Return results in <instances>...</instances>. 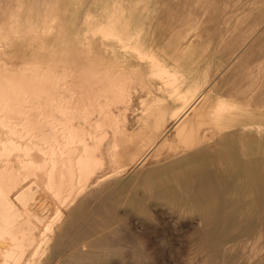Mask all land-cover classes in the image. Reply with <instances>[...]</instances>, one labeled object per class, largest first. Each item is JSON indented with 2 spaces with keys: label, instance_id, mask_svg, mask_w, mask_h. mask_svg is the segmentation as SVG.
<instances>
[{
  "label": "rangeland",
  "instance_id": "374dc122",
  "mask_svg": "<svg viewBox=\"0 0 264 264\" xmlns=\"http://www.w3.org/2000/svg\"><path fill=\"white\" fill-rule=\"evenodd\" d=\"M22 1L26 3L21 0L20 2L19 0H0V14H6V19L0 23V33L2 34L0 36V66H3L0 70L7 69L11 74L31 78L33 82L35 78L41 83L49 81L41 84L44 88L43 91L55 100V105L60 100L58 107L65 102V99L71 98L74 94L79 97L86 96L90 92L101 94L107 86V82L102 79L110 70L111 75L117 73H130L131 75L130 86L133 97L130 98L132 101L130 99L127 101L131 104L121 106L117 103L107 110L112 111L115 117L118 116V120L121 119L120 124L124 125L121 127L124 132L127 130L128 133L134 134L133 136L136 137L134 147L125 143L121 144L119 164L122 168L119 171L122 176L106 186L105 192L101 193L102 189H100L93 192V195L91 193L89 196L83 197L79 201L81 204H77V207L81 208L76 207L74 211L77 213L75 216H78L73 217L72 225L63 231H58L59 252L56 253L54 264H221V259H223L222 264H248L244 256L245 251L242 249L247 248L246 246L249 248L264 246V238L259 241L257 237V234L260 233L264 235V217L262 218L264 215L260 214L264 213L262 211L264 208V156L260 154L264 151V147L256 146V153L254 150L249 151L252 152L251 154L248 152L250 157L244 156V152L242 153L241 146L238 144L222 143L219 137L209 142L207 147H198L189 152L176 147L175 124L168 120V114H162L159 110V107L164 105L171 106V102L167 101V95L160 91V87L164 83L162 82L161 85L159 79L153 78L147 64L137 59L135 55H126L127 60L123 58L124 52L119 47L118 50L122 51L118 60L120 64H115L112 55L105 52V49L100 46V36L92 32L94 25L89 22L93 21L97 24L96 22L102 20L103 16H111L113 3L116 0ZM124 1V4L130 2L124 6L130 8L134 6L131 10L133 24L144 25L143 27L150 33V41L156 47L155 50L158 49L157 59L162 62L164 60L165 62L166 60L181 62L183 56L181 51L189 46L193 52L186 63L196 66L198 74L196 76H200L201 81L207 75H212L211 77L217 75L216 81L211 86H215L214 89L220 92L223 91L222 93L228 92L232 87H237L238 92L246 89L244 92L247 96L252 94L254 96H252V102H254L252 110H257L255 108L257 100L254 99L259 96L258 93H264V0ZM23 4L24 6H22ZM134 8L137 10L135 11ZM29 9L31 10L27 11ZM11 15L15 19H17L16 15L25 16L21 17L23 21L21 19V23H19L20 26L22 24L26 26L27 23L30 28L28 35H24L27 31L23 26V29L19 30L17 34H11L8 31L10 22L13 21ZM91 19H96V21ZM86 38L93 41L90 47L86 46L88 41ZM15 52L17 53L15 54ZM179 52L181 55L178 54ZM8 53H14L15 56L8 55ZM224 61L226 64L228 63L225 68H223ZM183 63H185L184 60ZM210 65L212 71H210ZM105 69L108 71L103 73ZM220 69L222 71L219 73ZM206 73L208 74L206 75ZM145 86L146 88L149 86V89L146 90ZM196 86H200V84ZM210 88L206 92H210ZM235 88L231 91L232 93L236 92ZM161 98L166 100H163L162 103L161 100L159 103ZM102 99L101 102L105 103V100ZM146 100L149 101L148 108L142 105ZM48 101L46 106L50 110L52 106ZM70 102V107H74L73 101ZM150 103L153 105H149ZM123 107L127 108L126 111ZM150 107H154L153 112L149 111L152 118L153 116L158 118L161 125L166 124L167 131L164 133L166 135L164 138L167 137L169 144L162 146L161 144L165 140L162 138V142L159 143L161 147L158 144L134 164L132 159L140 149L137 138L141 135H139L140 129L145 126L144 122L149 118L147 111ZM102 119V114L97 111L88 119V124L85 123L86 119L78 117H75L74 123L82 124L79 126L91 127ZM260 121L264 127V112ZM0 131L2 132V129ZM108 132L104 148L99 154L101 157L106 156L107 162L111 160L109 156L112 154L108 143L114 139L111 130ZM215 161L221 162L222 165L218 172H216ZM214 173L215 175H213ZM113 174L114 172L111 170L109 175ZM220 177L222 178L220 179ZM214 182L215 186H213ZM204 188H208L210 191ZM203 190L204 192L207 190L206 193H210V195L203 196L205 194ZM99 191L100 193H98ZM183 195L185 196L183 197ZM86 199L88 202L90 200V203H84ZM213 208L215 209L212 210ZM223 208L226 210L224 211ZM214 211H216L215 215H212ZM221 211L226 214L223 215L224 213ZM63 212L67 214L65 210ZM219 214H222L223 217L221 218ZM233 218L236 220L234 221ZM231 219L234 224L230 223L234 227L240 223H244V225L240 224L241 228L239 226L238 229L234 228L229 223ZM224 221L226 222L224 223ZM220 223L225 226L221 227ZM212 224L215 226L214 231ZM216 224L219 226L217 227ZM228 225L231 228L227 227L229 229L226 230L225 227ZM259 225H262L260 227L262 232L257 230ZM216 228L222 229V232H219V229L217 231ZM230 232H233V237ZM255 233L257 234L255 235ZM235 235H237V239ZM221 236L225 238L224 241L228 240V242L222 243ZM210 239L218 241L213 242L212 245L209 243ZM249 241H252L253 245H250ZM257 244L258 246H256ZM209 245H211L212 251L208 250V248L210 249ZM240 246L242 247L241 251L238 250ZM203 247L207 250L204 251ZM229 247L235 250L236 254H233L235 259L233 255L226 253ZM263 251L259 257L264 258ZM223 253L226 255L222 258ZM213 255H216L215 257L219 260H216ZM236 255L240 258H236ZM208 256L210 257L208 258ZM213 258L217 263L211 262ZM225 258L226 260H224ZM242 259L243 261L240 262ZM253 263L256 264V261L249 262V264Z\"/></svg>",
  "mask_w": 264,
  "mask_h": 264
},
{
  "label": "bare ground",
  "instance_id": "6f19581e",
  "mask_svg": "<svg viewBox=\"0 0 264 264\" xmlns=\"http://www.w3.org/2000/svg\"><path fill=\"white\" fill-rule=\"evenodd\" d=\"M21 2L26 3L22 0ZM124 2V0H116L115 3H113V8L111 7L113 9V13L110 14L111 16H106L107 18L103 16L102 20L99 18L101 21L98 19L99 21L96 22L97 24H95L93 21H90L89 23L94 25L92 32L100 36V46L105 49V52L112 55V57L114 58L113 60H115V64H120L118 60L122 51L124 52V55L122 57L126 58V60V55H135L137 59L142 60L147 64L153 78H156L157 80L159 79L161 81V85L162 82L164 83L163 86L160 85L162 88L159 85L158 86L161 89L160 91L164 92V94L167 95V101L171 102V106L168 107L169 104L164 105L162 107H159V110L162 114H168V120H171L175 124L174 128L177 132L176 147L182 149L183 151L189 152L198 147H207L209 142H211L212 140L214 141V139L218 137L221 138L220 142L222 143H230L232 145L238 144L239 146H241V151L242 153L244 152V156H247L250 153L249 151L251 150H254L255 152L256 146L264 147V127L260 121L264 112L262 111L264 108V93H258L259 96H257V98L255 97L254 100H257L255 101V108H257V110L253 111V94H250L251 96H247L246 92H244L246 89L242 92H238L239 90L236 89L237 87H230L231 89L228 92L222 93L223 91L220 92L214 89L215 86H211L213 82L216 81L215 79L217 75L211 77L212 75L209 76L207 75L208 73H206L207 76L204 75L205 77L202 79L203 81H201L200 76H196L198 75L196 72V66L186 63L187 60L191 57V53L193 52L191 50L192 48H190L189 46H187V48L184 50L181 49L182 51L179 50L183 54L181 62H169L167 60L166 62L165 60L162 62L161 60L157 59L156 53L158 49L155 50L156 47L153 46L152 42L150 41V33L148 32V30H146L145 27H143L144 25L133 24V16L131 14V10L134 6L130 5L133 6L131 8L128 6H124L127 5V3H130L127 2L126 4H124ZM22 6H24V4ZM107 8H105V10ZM102 9L101 12L103 11ZM134 9L135 11L137 10V8ZM30 10L31 9L27 11ZM35 12L37 13V11ZM42 14L39 15L42 16ZM5 15V13L0 14V23L6 19ZM16 16L17 19H15L13 15L10 16L11 18H13V21L10 22L11 25L9 26L8 31L11 34H17L19 33V30L26 28L27 32H25L24 35H28V33L30 32V28L27 26V23V27L24 26V24L20 26V21L22 19L21 17L25 16ZM47 16L48 15L46 14V17ZM30 17H28V19H30ZM91 20L96 21V19ZM95 26L96 29H94ZM1 35L2 34L0 33V36ZM86 39L88 40L86 42V46L90 47L93 44V41L89 40V38ZM10 47L12 48L11 45ZM118 47L122 50L121 52L118 50ZM11 51L14 50L11 49ZM11 51L8 52L10 53ZM9 53L8 55H14V53ZM16 53L17 52H15V54ZM181 53L179 52L178 54L181 55ZM183 60L185 61V63H183ZM223 64L224 66H222L223 68H225L228 63L226 64V62L224 61ZM230 64L229 66H231ZM211 65L210 71H212ZM2 67L0 66V69ZM4 69L6 68L4 67ZM221 69L219 73L222 71ZM108 70H110V68H108ZM108 70L105 69L103 73L107 72ZM207 70L209 69L207 68ZM210 71L209 74H211ZM109 72H111V70L108 71V73L102 79L107 82V86L101 94H92V92H90L86 96L81 95L80 97L77 94H74L71 98L65 99V102L58 107L60 100L57 101L58 104L55 105V100L53 98H50L48 96L49 94L43 91L44 88L41 84L47 83L49 81H44V83H41L38 82V80H36L37 78L34 77L35 79L33 82L31 78L13 75L10 71L8 72L7 69L0 70V129H2V132L0 131V264H54V261L57 257L56 253L59 252L57 246L58 231H63L72 225L71 223L74 220L73 217L78 216H75L76 212L74 211L76 210L79 201H81L83 197L89 196V194L91 193L93 195V192L100 189H102L100 190L101 193L105 192L104 189L106 186H109V184L113 180L116 181L117 178L122 176L119 171L122 168L121 164H119V159H121V144L125 143L131 145V147H134L136 137L133 136L134 134L128 133L127 130H125L124 132V130H122L121 128L124 125L122 123L120 124L121 119L119 118L120 120H118V116L115 117L112 111L107 110V108L110 109L112 105H115L117 103H119L121 106H125V104L127 105L128 103H130H127V101H129V99H132L133 97L131 96L130 86L131 75L130 73H117L111 75ZM198 84H200V86H196ZM246 87L249 89L248 86ZM208 88H210V92H206ZM233 88H235L236 90L235 93L231 92ZM240 88L243 89V87ZM147 89H149V86L148 88H146V90ZM101 98L105 100V103L101 102ZM151 99L152 97L150 98V100ZM47 100H49V103L51 102L50 104L52 108L50 110H48L46 106ZM163 100L166 99H159V103L160 101L161 103L164 102ZM70 101H73L72 103L75 104L74 107H70ZM154 102H156V99L154 100ZM147 103H149V101L147 102L146 100L142 104L143 107H146ZM153 104L150 103L149 105L152 106ZM143 107L142 109H144ZM148 107L149 106H147V108ZM153 108L150 107L147 112H153ZM125 109L127 108H124V110ZM128 110L130 111V108ZM97 111L102 114L103 119L101 121L95 122V124L91 125V127H87V125L79 126L82 124L77 125L76 123H74L75 117H78L79 119H86L85 123L88 124V119L91 118V116H93ZM151 112H149V116H147L150 118V120L148 118L149 121L147 120L146 122H144L143 125L145 126L143 128L141 127L142 129H140L142 133L139 132V135H141L137 138V140L139 141L140 149L132 159V162L134 164L145 153H147L148 151H152L159 143L162 142L161 139L166 136L164 134L167 131L166 124L161 125L158 118H154V116L152 118V116L150 115ZM109 130H111V132L113 133L114 139L108 143V147L112 154L111 156H109L111 160H108L107 162L105 159L106 156L104 155L105 157H101V155L99 154L104 148L103 146L108 138ZM166 138H164L165 140H163L161 144L162 146L169 144V141ZM260 154L264 156V151ZM248 156L250 157V155ZM221 166V162L215 161L216 172L220 171ZM111 170L114 172V174L110 176L109 173ZM213 175H215V173ZM221 178L222 177H220V179ZM92 184H94V186H92ZM206 185L208 186L209 184ZM215 185L216 183L213 186ZM100 191L98 193H100ZM200 191L202 192V190ZM200 191L199 194H201ZM206 191L207 190H205L204 192L203 190V192L205 193L203 194V196L210 195V193H206ZM184 196L185 195H183V197ZM195 196L197 197V194ZM90 197L88 198L90 199ZM87 200L88 199H86V201ZM86 201L84 203H90V200L89 202ZM91 202H94L93 199L91 200ZM95 202L97 201L95 200ZM191 203L193 202L191 201ZM79 204H81V202ZM214 209L215 208H213L212 210ZM63 210H65L67 214H64ZM225 210L226 209H224V211ZM262 211L264 212V208ZM215 212L216 211H214L212 215H215ZM225 214L226 213H224L223 215ZM260 214L264 215V213ZM219 215L221 218L223 217L222 214ZM218 217L216 218L218 219ZM263 217L264 216H262V218ZM235 218H233L234 221L236 220ZM214 219L215 218H213V220ZM219 220L221 219L219 218ZM240 220L241 218L239 219V221ZM232 221L233 220L231 219L229 223L231 222L234 224V221ZM225 222L226 221H224V223ZM221 223V227L225 226L224 224L222 226ZM240 224L241 226L244 225V223ZM230 225L225 227L226 230L229 229L227 227H230ZM218 226L219 225H217V227ZM238 226L235 225V227H232H237L238 229ZM260 227H262V225H259V229H256L262 232ZM213 229H215V226L214 228H212V230ZM216 229L218 231L219 228ZM226 230L224 231L226 232ZM219 232H222V229H219ZM233 232H230V234L232 235ZM213 234L215 233L213 232ZM256 234L257 233H255V235ZM236 236L237 235H235V237ZM224 237L221 236L222 240L226 238ZM257 237L260 241L262 238H264V235L260 233L257 234ZM215 241L211 240L209 243L213 245V242ZM226 241L228 242V240ZM226 241L223 240L222 243H225ZM249 242L250 245H253L251 244L253 243L252 241ZM205 243H207V241H205ZM235 243L236 241L234 242V244ZM243 244L245 245L246 243ZM231 245L232 244L230 243V246ZM210 246L211 245H209L208 247ZM256 246H258V244ZM246 247L247 248H243L242 250L245 251V253L247 252L246 254L244 253V256L248 261V264L252 260L253 262L256 261V264H264V258L262 256L259 257V254L264 250V246L260 248L255 246L250 248L249 246ZM219 248H221V246H219ZM241 248L242 247L240 246V249L238 250L241 251ZM203 249L204 251L207 250V248L205 247H203ZM208 250L212 251L211 247L210 249L208 248ZM226 253L231 255H233L234 253L236 254L235 250H233V248L231 247L226 250ZM205 254L207 255V253ZM223 255L224 256H222V258L225 257L226 254L223 253ZM238 255H236V258H238ZM213 256L215 257L216 255ZM209 257L210 256H208V258ZM217 259L218 258H216V260ZM234 259L232 260L233 263ZM224 260H226V258ZM222 261L223 259H221V264ZM242 261L243 259L240 260V262ZM211 262H214V258Z\"/></svg>",
  "mask_w": 264,
  "mask_h": 264
}]
</instances>
